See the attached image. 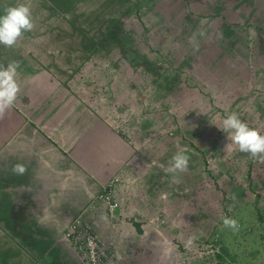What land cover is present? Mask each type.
<instances>
[{
	"label": "rangeland",
	"instance_id": "374dc122",
	"mask_svg": "<svg viewBox=\"0 0 264 264\" xmlns=\"http://www.w3.org/2000/svg\"><path fill=\"white\" fill-rule=\"evenodd\" d=\"M43 3L46 44L67 37L74 74L89 52L90 91L109 81L110 94L101 98L105 118L89 115L95 126L87 135L74 130L78 141L103 139L105 151L89 149L109 164L102 185L118 178L116 194L134 182L131 190L143 188L150 202L144 219L121 209L123 202L117 207L122 219L145 225L136 257L126 258L121 245L117 256L115 242L79 213L97 206L110 213L96 197L102 185L66 226L79 219L110 243L101 264H264V163L225 147L217 127L236 112L264 132V0H55L54 9ZM178 149L186 150L189 166L172 184L164 169ZM222 216L235 218L239 231L224 227ZM189 237L194 244L186 248Z\"/></svg>",
	"mask_w": 264,
	"mask_h": 264
},
{
	"label": "crops",
	"instance_id": "0c3cea01",
	"mask_svg": "<svg viewBox=\"0 0 264 264\" xmlns=\"http://www.w3.org/2000/svg\"><path fill=\"white\" fill-rule=\"evenodd\" d=\"M53 1L0 0V13L24 3L30 7L34 21L33 29L24 32L15 46L0 44V66L18 63L20 85L14 105L0 119V264H80L72 242L64 235L66 223L73 214L88 208L90 196L110 176L106 170L108 162L89 151L90 145L105 151L103 139L90 144L78 141L74 133L78 128L87 135L88 127L95 126L89 125V115L105 118L108 107L101 98L110 94L109 81L96 84L98 90L90 91L88 74L84 72L89 68V52L79 62L86 66L77 68L74 74L70 65L77 60L66 53L70 49L65 46L67 37L46 44L51 29L48 24L43 25V2L55 8ZM67 69L71 70L68 77L64 72ZM97 79L104 81L100 76ZM76 81L81 83L74 85ZM129 147L131 152L134 147ZM17 163L27 168L23 176L12 172ZM132 184L124 190L117 189L115 196L123 202L121 209L136 210L144 219L150 202L143 188L133 191L129 187ZM103 209L97 206L93 212L79 213L86 223L115 242L117 256L121 245L126 258L134 257L135 250L145 243L141 237L147 234L143 221V229L138 232L132 221L121 218V209L110 213ZM144 253L145 258L146 249Z\"/></svg>",
	"mask_w": 264,
	"mask_h": 264
},
{
	"label": "clouds",
	"instance_id": "9594fccd",
	"mask_svg": "<svg viewBox=\"0 0 264 264\" xmlns=\"http://www.w3.org/2000/svg\"><path fill=\"white\" fill-rule=\"evenodd\" d=\"M33 27L32 11L28 5L19 3L5 8L3 13H0V44L7 47L15 46L23 33L31 31ZM18 67L16 62L0 66V119H3L14 105L20 91L17 80ZM217 127L224 133L225 147L235 145L240 152L264 163V132L250 126L236 112L226 115ZM189 160L185 149H178L171 157L164 171L171 175L172 184L180 183L179 174L187 172ZM26 171L23 163H17L12 167L13 174L18 176H23ZM221 220L224 227L239 231V223L235 218L222 216ZM193 244L192 237L185 241L186 248H191Z\"/></svg>",
	"mask_w": 264,
	"mask_h": 264
},
{
	"label": "built area",
	"instance_id": "2783aa9c",
	"mask_svg": "<svg viewBox=\"0 0 264 264\" xmlns=\"http://www.w3.org/2000/svg\"><path fill=\"white\" fill-rule=\"evenodd\" d=\"M117 179H109L106 181L96 196L111 212L119 206V200L115 197L114 180ZM65 235L77 249V254H79L84 264H101L109 259L111 251L110 243H107L99 236L96 230L92 229L86 223L81 222L79 219L68 222Z\"/></svg>",
	"mask_w": 264,
	"mask_h": 264
},
{
	"label": "trees",
	"instance_id": "16d2710c",
	"mask_svg": "<svg viewBox=\"0 0 264 264\" xmlns=\"http://www.w3.org/2000/svg\"><path fill=\"white\" fill-rule=\"evenodd\" d=\"M228 32H230V30H228ZM255 200L257 201V198ZM255 207L257 208V203H256ZM257 210H258V212H257L258 218L259 219H262V217H263L262 214L260 213V211H259L258 208H257ZM132 222L135 224L137 231L138 232H141L142 231L141 223L140 222H137L136 220H133ZM219 256H221V255H219Z\"/></svg>",
	"mask_w": 264,
	"mask_h": 264
}]
</instances>
